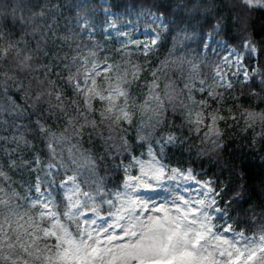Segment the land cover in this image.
Listing matches in <instances>:
<instances>
[{
    "label": "snow or ice",
    "instance_id": "6c2138e0",
    "mask_svg": "<svg viewBox=\"0 0 264 264\" xmlns=\"http://www.w3.org/2000/svg\"><path fill=\"white\" fill-rule=\"evenodd\" d=\"M34 7L40 9L33 12L34 16L50 15L53 20L63 18L65 8L70 13L75 9V16H69L66 22H73L79 36L86 34L89 41H97L95 47L107 45L106 52L121 58L133 51L148 57L169 44L176 50L183 39L182 33L191 23L184 14L174 10L173 0H131L130 4L127 0H102V7L95 3L93 8L84 0L71 5L56 0V3ZM243 7L249 15L242 24L235 14L229 20V15L213 16L206 12L202 28L206 26L211 31H202L200 40L205 49L222 44L229 59L237 56L238 71L233 75L247 84L253 79L249 71L258 72L249 61L259 63L264 57V21L251 20V13L256 8H264V4L243 0ZM101 11L102 18L97 16ZM233 25L244 29L243 37L231 34ZM221 34L226 37L223 41H219ZM92 55L94 52L89 49L87 56L75 58V79L71 74L72 65H66L69 91L75 90L79 95L90 81L91 85L94 83L91 73L97 65L89 59ZM99 66L111 69L110 58L106 57ZM217 72V78L222 80L223 73L218 67ZM57 74L60 80L64 79L59 66ZM88 91L103 100L100 89ZM56 98L60 101L63 96L56 92ZM33 114L16 112L7 116L0 120V132L27 133L36 141L33 133L38 125L32 121ZM123 115H128L126 110ZM43 123L46 122L41 127ZM121 139L119 152L104 161L105 172L119 177L111 188L106 177H97L92 185L85 186L75 171L58 163L35 142L27 151L28 163L24 169L32 193L30 199L60 228V234L54 227L45 228V232H51L61 242L57 251L46 257L47 264H148L157 260L171 264H264V232L248 237L246 233L233 232L229 222L232 212L241 208L255 191L245 180L249 163L243 157L236 154L225 160L221 155L207 164L200 160L197 167L195 159L174 158L180 146L171 135L145 142L137 131L134 140L127 136ZM225 148L226 142L221 145V153ZM258 157L259 166L264 167V156ZM209 167L213 170L211 173ZM61 171L62 178L58 179ZM180 184L184 187L180 188ZM260 185L264 190V180ZM161 191L168 193V200L163 199ZM82 208L89 211L81 212ZM105 216L109 217L108 221L99 223ZM217 220L221 223L217 224ZM80 221L84 223L81 225ZM73 225L77 227L78 238Z\"/></svg>",
    "mask_w": 264,
    "mask_h": 264
},
{
    "label": "clouds",
    "instance_id": "9594fccd",
    "mask_svg": "<svg viewBox=\"0 0 264 264\" xmlns=\"http://www.w3.org/2000/svg\"><path fill=\"white\" fill-rule=\"evenodd\" d=\"M258 2L264 4V0H258ZM216 9L217 5L212 0H182V3L175 4L174 8L175 11L191 19ZM41 25L43 21L35 27L21 30L15 36L6 35L4 31H0V120L16 112H22L24 115L34 113L31 118L38 125L37 131L33 133L37 136L36 141L27 133L0 136V140L15 141L12 147H8L6 143L0 145V204H3L6 209L15 204L14 198L23 199L16 186L21 183L17 175L21 170L26 171L24 169V165L28 163L26 154L29 149H32L34 142L58 163L75 171L85 186H90L97 178L99 168L95 145L91 141L95 140L104 144L105 150L113 147L115 152H118L121 146L114 139L111 145L107 144V141L113 137V124H118L120 120H123L126 125L134 126L135 109L138 107L136 98L131 94L132 83L140 71L138 68H135L131 76H122L117 72L114 73L115 78L113 79L105 75L103 81H94L92 85L84 86L85 90L79 95L75 90L68 95L70 85L68 87L66 85L69 71L63 73L64 79L60 80L57 73H52L51 58L45 64L44 57L48 56L49 48L58 41L67 43L68 47L73 49V54L62 52L60 56H67L68 65L76 69L75 58L81 55L87 56L88 50L95 48L97 41L93 40L91 47L83 46L82 42L73 44V35L58 33L56 29H53L49 35L48 28L51 27V23L44 27L43 31H41ZM59 47H63V44ZM98 51H93L94 55L91 56L96 65L105 61L99 58ZM56 54V52L52 53L53 56ZM108 55L106 53L105 57ZM180 56L183 57V53H180ZM59 59L60 57L57 56V61ZM113 68L118 70L119 63H112L111 69ZM71 74L75 79L76 71L71 70ZM88 89L102 91L104 98L103 100L98 99L100 102L98 107L94 103L96 97ZM56 92L61 93L62 100H57ZM17 95L19 99L16 98ZM201 103L205 102L201 101ZM125 110L128 113L127 116L123 115ZM96 114L100 119H97ZM113 117H115L114 120ZM42 122L46 123H43L41 127ZM120 127L124 128V125ZM105 128L108 129V136L105 135ZM124 131V137H126L127 133L131 132V128H125ZM256 135L259 136L260 133ZM86 138L88 143L85 142ZM40 141L43 143L41 144ZM253 145H255V140L249 147ZM253 150L257 156H264V152L258 146ZM261 180H264V177L252 185L255 191L250 193V200L252 206L264 213V190L260 185ZM27 204V208L23 211L27 215L28 224L36 233L35 238L38 239L41 233L46 238L49 237L50 232H45L46 227H54L59 233V226L51 223L42 207L36 208L32 200ZM20 219H23V216ZM3 230L7 231L6 227ZM43 249L49 253L55 252V248L47 244L43 245ZM38 252H40L39 255L29 254L31 264H46L43 252L41 250Z\"/></svg>",
    "mask_w": 264,
    "mask_h": 264
},
{
    "label": "trees",
    "instance_id": "16d2710c",
    "mask_svg": "<svg viewBox=\"0 0 264 264\" xmlns=\"http://www.w3.org/2000/svg\"><path fill=\"white\" fill-rule=\"evenodd\" d=\"M49 2L56 3V0H0V31H4L6 35L15 36L18 35L21 30L35 27L43 21L41 31L51 23V27L48 28L49 35H51L53 29H56L58 33L73 35V44L82 42L83 46L91 47L93 41H89L86 34L84 37H80L78 34L79 30L74 27L72 21L66 22L69 16H75V9L70 13L67 8H65L62 12L63 18L57 17L55 20H53L50 15L45 17L33 16V12H39L40 10L39 7L34 6L43 5ZM74 2L78 3L80 0H61V3L64 5H71ZM84 2L87 3L89 8H93L95 3H100L102 6V3L99 0H84ZM127 2L130 4L131 0H127ZM212 2L217 5V9L208 12L210 15L219 16L223 13L229 15L230 20L231 14H235L240 17L241 24L245 17L249 15L248 9L243 7L242 0H212ZM173 3L179 5L182 3V0H173ZM225 5H227V7H225ZM13 6H15V15H13ZM229 10H231V13ZM98 14L99 13H97V16ZM21 15L23 17L22 19ZM204 15L195 19H191L185 15L187 20L191 23L187 25V31L182 33L183 39L177 44L176 50H173L169 44L168 47H161L154 50L153 54L148 57L133 51L131 54L124 55L123 58L115 55L113 52L111 54V51H109L110 54L108 55V58L113 62L121 60L126 62L129 67H133L134 70L135 68L140 70L138 76L134 78V82L131 86V94L136 98V102L141 101L144 94V87L149 81H152L153 78L158 80V90L162 88L163 79L166 82L173 79L172 82L177 81L182 84L184 78L182 70L185 66L190 64L185 60V57L190 61L194 60L193 57L197 60L198 58L202 59V63L198 61V71L200 74H204V67L206 63H208V59L201 56L202 42L200 36L202 31L204 33L211 31L209 27L204 26L202 28ZM251 20L257 23L264 21V8H256L254 12L251 13ZM231 34L243 37L245 31L241 26L233 25ZM254 34H256L255 30ZM219 38L225 39L226 37L221 34ZM256 39H260V37H256ZM236 43L238 44L239 41ZM60 44H63V47H59ZM57 47H59V51H57ZM107 47V45H104L101 48L95 47V51L99 50L98 54L100 59H106L105 54L107 52L105 49ZM76 51H80V49H76ZM173 51L177 55L183 53L182 60L179 63L174 60L176 55ZM53 52L57 53L56 56L52 55ZM62 52H67L71 55L73 54V49L69 48L67 43L58 41L57 44L49 48L48 56L44 57L45 64H47L51 58V63L53 65L52 73H57V66H59L62 74L68 70L66 65L69 64V61L67 56H60V53ZM57 56L60 57L59 61H57ZM251 62L252 60L249 61V63ZM255 63L259 69V73L254 75L249 83L245 84L237 82L232 84L229 88H218L217 93L215 94L206 96L199 95V97L205 98V103L202 105L205 107V114H208L210 111L217 113L215 124L220 130L217 142L210 144L208 140H205L201 136L199 131L195 130L199 129L198 126H200L195 120L188 117L180 109L170 108L171 106L164 108L165 111L163 112L160 121H156L157 123L155 122L156 125L151 128V131L147 130V125L144 127L145 123H142L141 118H138L137 114L139 112L135 111L136 115L133 121L134 126L131 127V132L127 133L126 136L134 140L137 136V129H139V134L144 138L145 142L157 141V138L161 136L166 139L171 135L176 138L174 143L180 146L179 151L174 154V158L195 159L197 160V167H199L200 160H204L205 164H207L209 161L216 160L217 157H220L221 155L226 160L228 157L239 154V156L243 157V159L249 163V167L246 169L245 180L249 185H254L261 177H264V167L259 166V157L253 150L258 146L259 149L264 152V74H261L264 73V57L260 58L259 63H257V61H255ZM71 70L73 72L76 71L75 68H72ZM178 72H180L179 75ZM127 76L131 75L128 74ZM176 76L178 80L175 79ZM205 76H207V74ZM67 94L71 95V91H68ZM16 98L19 99L18 95ZM94 103L98 107L100 102L99 100H96ZM96 115L97 119H100L99 115ZM250 115H254L255 120H248L247 117ZM256 115H259L260 119H258ZM112 119L114 120L115 117ZM120 125H124V128H121ZM128 127L129 125H126L123 120H120L119 124H113V137L107 141V144L111 145L112 140L114 139L115 142L121 146V138L125 136L124 130ZM256 133H260V135L257 136ZM8 135H11V133L0 132V136ZM105 135H109L107 128H105ZM253 140H255V145L250 148L249 145L253 144ZM85 142H89L87 138ZM225 142L226 148L224 152L221 153V145ZM5 143L8 147H12L15 141L0 140V145ZM91 143L95 145L97 155V164L99 166L97 175L98 177H106L108 180V187L111 188L117 180H119V177H116L111 172H105L104 161L115 152L112 151L114 148L108 147L107 150H105L104 144L95 140L91 141ZM134 146L137 147V154L139 155V145L136 144ZM118 152H115V154ZM208 170L209 173L213 171L210 167ZM34 174L33 180L35 177ZM62 175L63 172L61 171V176L58 177V179L61 178ZM17 178L21 183H18L16 186L20 193H23L29 188L27 172L21 170L17 175ZM231 220L237 228L242 229L245 232H255L257 229L264 226V213L258 211L252 206V202L249 199L247 203L241 206V208L232 212ZM73 228H76V226L73 225ZM35 241L36 243L33 242V244L38 246L41 251L44 250L43 245L45 244L50 247H56V238L51 234H49V237L47 238L43 234H40L38 239L35 238ZM27 242L32 243V241L29 240H27ZM39 253L40 252H38V254ZM46 253L49 254L47 257L53 255V253L47 251ZM0 264L20 263H17L16 259L6 262L0 259Z\"/></svg>",
    "mask_w": 264,
    "mask_h": 264
},
{
    "label": "rangeland",
    "instance_id": "374dc122",
    "mask_svg": "<svg viewBox=\"0 0 264 264\" xmlns=\"http://www.w3.org/2000/svg\"><path fill=\"white\" fill-rule=\"evenodd\" d=\"M100 2H102V0H100ZM98 13H99L98 17L102 18L103 17L102 11ZM129 19H131V17H129ZM141 31H144L142 27H141ZM219 41H223V40L219 39ZM224 49L225 46L222 44L219 45L214 44L211 49H205L203 44L201 46V56L205 57L208 60H211L210 63H207V66H209V68L207 67L206 70H204L207 73H209V70L211 71L210 82H206L198 71L199 69L198 61H202V59L198 58V60L194 59L190 61L187 57H185V60L190 64L185 66L182 70L184 74L182 84L178 83L177 81L172 82L173 79H170L168 82H166L163 79L162 88L158 90L157 89L158 80H155L153 78L152 81H149L147 85L144 87V91H143L144 94L142 96L141 101L136 102L138 107L136 108L135 111L139 112L137 114L138 118L139 119L141 118V121L143 123H146L148 127L152 128L153 126L156 125L157 123L156 121L158 122L160 121V118L163 112L165 111L164 108L171 106L170 108L180 109L181 111H184V114H187L188 116L193 118L200 125L198 126L199 129H195V130L199 131L201 136L205 140L211 139L212 141H214L215 139L213 137L220 135L219 134L220 130L215 124L217 113H215L214 111H210L208 114H205L204 107L202 106L201 103L203 99L199 98V95H196L195 91L204 94L206 93V91L210 92L214 87L220 86L227 88L230 87L235 82H242V80L237 79L235 75H233L238 71L237 69V63L239 62L238 57L232 56L229 59ZM95 50H96L95 48L92 49V51ZM82 54H87V53H82ZM107 54H110V52L109 53L107 52ZM175 55L176 56L174 60L179 63L182 60V57L180 56V54L178 55L175 54ZM89 59L92 60V57H89ZM102 60H105V58ZM111 62L112 63L118 62L119 69L117 70L116 68H113V69H109L106 72L104 68H101L99 66L101 63H97L96 68L91 73L92 77L95 78V81H103L105 75H108L114 79L115 78L114 73L118 72L122 76H127L128 74L131 75V73L134 71L133 67H129L126 64V62H123L121 60L115 62L111 60ZM250 64L253 67H257L255 60H252ZM89 67H91V65H89ZM217 67L219 68L220 72L223 73L222 80L217 78L219 76V73L217 72ZM257 73H259V70ZM257 73H252L251 71H249L250 76H253ZM179 74L180 72H178V75ZM175 79L178 80L177 76L175 77ZM90 85H91V81H90ZM96 100H98V98H96L94 101ZM247 119L255 120L254 115L248 116ZM258 119H260V117H258ZM147 130L151 131L152 129H147ZM112 151H115V149H112ZM68 174L71 175L70 172ZM179 187L183 188L184 185L180 184ZM21 195L23 199L14 198L16 201L15 204L9 206L7 209L4 207L3 204H0V259H2L5 262L10 261L12 259H16V260L20 259L21 261L20 264H26V262L27 264H31V257L29 255L30 253L23 251H25V249H27L31 245H34L33 242L36 243L35 241L36 233L33 232L32 227L28 224L27 215L24 214L23 210L27 208L28 206L27 202L31 200L30 197L32 196V193L29 191L28 188L25 192L21 193ZM161 196L163 197L164 200L169 199L168 193H164L163 191H161ZM35 207L40 208L41 206L36 204ZM87 211L89 210L86 208L81 209V212H87ZM21 216H23V219H20ZM101 219L102 220H100L99 223H104V221L105 222L108 221L109 217L105 216L102 217ZM83 223L84 221H80L81 225ZM216 223L220 224L221 221L217 220ZM5 227L7 231L3 230ZM232 229L233 232H243L237 230L233 226ZM73 232L77 234V238H78L77 227L73 228ZM49 234H51V232ZM259 234L260 233L246 234V235L248 237H253ZM5 236H7V239H5ZM54 237L56 238V236ZM27 240L32 241V243H28ZM60 243L61 242H59L56 238L55 245L57 244V246L55 247V252L57 251L58 245ZM45 256L46 253L44 252V257ZM56 263L59 264V262ZM148 264H171V262L167 260L164 261L157 260V261H149Z\"/></svg>",
    "mask_w": 264,
    "mask_h": 264
}]
</instances>
